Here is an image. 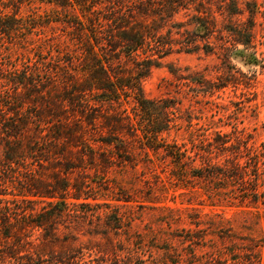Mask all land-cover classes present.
<instances>
[{
    "label": "rangeland",
    "instance_id": "rangeland-1",
    "mask_svg": "<svg viewBox=\"0 0 264 264\" xmlns=\"http://www.w3.org/2000/svg\"><path fill=\"white\" fill-rule=\"evenodd\" d=\"M230 1H206L205 7L217 18V27L209 35L191 21L194 9L181 8L164 28L173 33L175 44L168 54L157 58L158 65L143 78L142 87L147 98L168 99L172 105L170 128L159 134L160 145L177 144L195 157L197 151L214 143L218 133L229 134L230 144L238 145L239 152L233 145L221 151L216 148L212 160L224 170H232L239 162L237 175L225 178L220 174L213 180L198 177L191 170L202 167L199 157L192 163L188 159L176 162L166 146H152L142 130L139 137H124L121 147L98 148L108 154V162L85 159L83 166L72 172V179L87 182L84 194L89 198L70 200L90 202L81 207L90 215L67 227L60 225L59 241L34 243L30 250L43 254L42 264L55 260L56 264H113L118 259L120 264L144 260L148 264H264V204L241 195L256 185V167L258 187L264 189V0H236L243 13L231 16L225 10ZM0 3H5L1 6L4 13L21 18L17 38L0 34V129L6 118L24 114L36 118L48 105L65 117L68 112L56 95L54 99L38 97L35 81L34 88L26 91L20 87L17 98L11 99L14 83L1 77L11 61L23 69L24 61L29 60L31 70L41 69L44 74L45 67L37 62L46 59L54 70L58 49L61 53L65 50L58 41L65 39L72 50L77 42L71 38L74 27L66 23L70 15L65 11L59 15L49 0ZM252 15L255 25L249 45L234 43L231 33L222 30L226 24H250ZM185 29L200 31L191 51L180 48V41H189ZM41 45L42 50L38 48ZM122 64L128 67L133 62L124 57ZM42 78L43 85L55 93L63 91L57 76ZM197 80H205L208 88ZM213 85L220 88L213 89ZM127 107L135 116L132 103ZM108 111L113 112L105 109L98 113ZM107 125L100 117L96 124L87 126V135L106 136L110 133ZM243 173L245 177L239 178ZM32 207L40 211L43 203Z\"/></svg>",
    "mask_w": 264,
    "mask_h": 264
},
{
    "label": "trees",
    "instance_id": "trees-1",
    "mask_svg": "<svg viewBox=\"0 0 264 264\" xmlns=\"http://www.w3.org/2000/svg\"><path fill=\"white\" fill-rule=\"evenodd\" d=\"M206 1L49 0L59 15L63 11L70 15L66 23L74 27L71 38L77 39L76 44L73 43L75 48L69 49L65 39L59 40L65 50L61 53L58 49L54 70L47 65L46 59L37 62L45 67L42 70L44 74L39 72L41 69L31 70L29 60L24 61L23 69L11 61L6 75L1 78L14 83L15 93L11 99L17 98L20 87L30 91L35 81V88L39 89L35 92L40 99H54L56 95L68 113L64 117L48 105L38 111L36 118L27 114L12 115L6 118V123L0 129V264H42L45 260L43 254L30 250L36 245L34 243L37 240L43 243L59 241L60 225L67 227L90 215L88 210H81L82 205L90 202L70 200L89 198L84 194L87 182L72 179V172L81 168L85 159L92 163L97 159L108 162V154L98 148L121 147L124 137H139V130L144 135L148 134V142L152 146H166L176 162L182 163L188 159L187 162L192 163L199 157L202 167L194 166L191 170L198 177L213 180L220 178V174L225 178L237 175L239 162L234 163L232 170H224L212 160L216 148L221 151L233 145L230 144L229 134L218 133L214 143L210 142L203 151H197L195 157L177 144L160 145L159 134L170 128L172 105L168 99L147 98L142 87L143 78L149 75L153 65H158L157 58L168 54L175 44L173 33L164 31V28L174 20L181 8L194 9L191 21L207 30L208 35L217 27L215 12L205 7ZM4 4L0 3V34L17 38L15 34L21 29V18L4 13L1 8ZM225 7L230 16L243 13L236 0L226 3ZM253 18L252 15L251 23L245 26L226 24L222 30L231 33L234 43L249 45L253 39ZM177 24L183 26L182 23ZM184 32L189 36V41H180V48L191 51L200 31L185 29ZM183 33L181 37H185ZM42 47L38 46L40 50ZM142 54L145 56L142 57ZM124 57L132 60L133 65L124 66ZM53 76L63 82V91L55 93L51 87L43 85L45 80L42 77L51 79ZM197 82L203 88L207 87L205 80ZM211 87L220 88L215 85ZM129 103H132L131 109L136 117H132L127 107ZM105 109L113 112L98 113ZM48 111H52L50 117L44 116ZM138 114H141L140 119H137ZM100 117L107 122L110 133L99 138L88 136L87 126L96 124ZM72 118H75L73 122ZM232 148H237L239 152L238 145ZM254 174L256 185L245 189L241 195L264 204V189L261 191L258 187V167ZM244 177L245 173L239 175L241 179ZM37 203H43L40 211L32 207ZM35 231H40V235L34 238ZM34 254L39 258H35ZM118 260L113 264H120ZM140 264L148 263L144 260Z\"/></svg>",
    "mask_w": 264,
    "mask_h": 264
}]
</instances>
